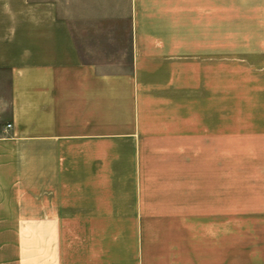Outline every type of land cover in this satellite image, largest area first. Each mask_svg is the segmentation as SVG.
<instances>
[{"label":"crops","instance_id":"obj_1","mask_svg":"<svg viewBox=\"0 0 264 264\" xmlns=\"http://www.w3.org/2000/svg\"><path fill=\"white\" fill-rule=\"evenodd\" d=\"M216 68L240 164H97ZM0 264H264V0H0Z\"/></svg>","mask_w":264,"mask_h":264},{"label":"rangeland","instance_id":"obj_2","mask_svg":"<svg viewBox=\"0 0 264 264\" xmlns=\"http://www.w3.org/2000/svg\"><path fill=\"white\" fill-rule=\"evenodd\" d=\"M195 109L143 110L146 124L129 135L104 136L103 157L107 166H226L240 164L237 126H226V70L217 69L213 92ZM137 113V111H136ZM228 115L230 117H237ZM181 118L178 126L152 125V119ZM72 159V164L89 163ZM94 164V163H93Z\"/></svg>","mask_w":264,"mask_h":264},{"label":"built area","instance_id":"obj_3","mask_svg":"<svg viewBox=\"0 0 264 264\" xmlns=\"http://www.w3.org/2000/svg\"><path fill=\"white\" fill-rule=\"evenodd\" d=\"M9 126H11V125H9Z\"/></svg>","mask_w":264,"mask_h":264}]
</instances>
